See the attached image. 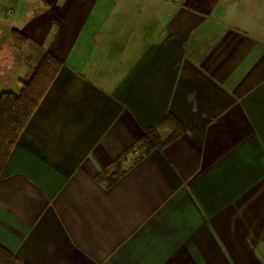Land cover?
Segmentation results:
<instances>
[{
  "label": "crops",
  "instance_id": "0c3cea01",
  "mask_svg": "<svg viewBox=\"0 0 264 264\" xmlns=\"http://www.w3.org/2000/svg\"><path fill=\"white\" fill-rule=\"evenodd\" d=\"M13 30L28 42L10 52ZM1 50L0 93L62 63L0 177L1 247L24 264H264V0H0ZM168 116L175 138L141 156Z\"/></svg>",
  "mask_w": 264,
  "mask_h": 264
},
{
  "label": "trees",
  "instance_id": "16d2710c",
  "mask_svg": "<svg viewBox=\"0 0 264 264\" xmlns=\"http://www.w3.org/2000/svg\"><path fill=\"white\" fill-rule=\"evenodd\" d=\"M11 40L14 48L21 50L27 44V39L19 31L11 32ZM62 63L50 54L44 55L38 67L32 73L30 79L21 83V91L17 94L8 91L0 93V177L4 165L20 139V136L34 114L40 101L48 91L56 75L58 74ZM171 126L173 135L177 134L176 123L171 116L164 118L155 127L149 129L142 136L136 146L141 150V156L151 152L154 148H163L171 140H162L158 135V130ZM121 159L115 162L114 166H119ZM122 172L103 175L100 180L106 181L109 185L119 177ZM0 264H24L6 249L0 246Z\"/></svg>",
  "mask_w": 264,
  "mask_h": 264
},
{
  "label": "rangeland",
  "instance_id": "374dc122",
  "mask_svg": "<svg viewBox=\"0 0 264 264\" xmlns=\"http://www.w3.org/2000/svg\"><path fill=\"white\" fill-rule=\"evenodd\" d=\"M12 41V40H11ZM12 45H13V43H12ZM14 47V46H13ZM12 46H11V44L9 43V44H6L5 45V47L3 48V49H5V50H7V51H9L10 50V52L11 51H14V50H18V49H16V48H13ZM14 49V50H13ZM2 53H7V52H2V50L0 51V55L2 54ZM140 152H141V150H140ZM139 152V153H140ZM136 157V156H135ZM119 166H117V167H113L112 168V172H110L109 174H107V175H110V174H112V173H116V172H122V170L124 169V168H126L125 167V164H124V162L123 161H120L119 162V164H118Z\"/></svg>",
  "mask_w": 264,
  "mask_h": 264
}]
</instances>
